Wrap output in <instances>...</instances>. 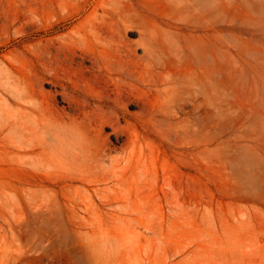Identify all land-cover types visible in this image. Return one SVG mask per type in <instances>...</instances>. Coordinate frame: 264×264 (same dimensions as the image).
<instances>
[{
	"label": "rangeland",
	"instance_id": "374dc122",
	"mask_svg": "<svg viewBox=\"0 0 264 264\" xmlns=\"http://www.w3.org/2000/svg\"><path fill=\"white\" fill-rule=\"evenodd\" d=\"M101 4L0 0V264H264V0Z\"/></svg>",
	"mask_w": 264,
	"mask_h": 264
},
{
	"label": "bare ground",
	"instance_id": "6f19581e",
	"mask_svg": "<svg viewBox=\"0 0 264 264\" xmlns=\"http://www.w3.org/2000/svg\"><path fill=\"white\" fill-rule=\"evenodd\" d=\"M104 12L106 13L108 10L115 8L118 0H101ZM105 18V16H104ZM108 18V17H107ZM98 36H100L105 41V51L109 53V51L113 53H118L124 55L128 58L129 53L125 45L118 39L115 38L114 28L109 26V30H105V26L99 29ZM117 55V54H116Z\"/></svg>",
	"mask_w": 264,
	"mask_h": 264
}]
</instances>
